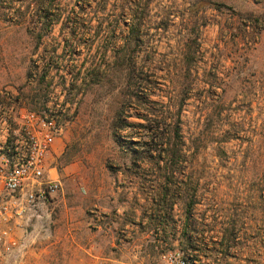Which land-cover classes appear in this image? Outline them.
<instances>
[{
	"label": "rangeland",
	"instance_id": "374dc122",
	"mask_svg": "<svg viewBox=\"0 0 264 264\" xmlns=\"http://www.w3.org/2000/svg\"><path fill=\"white\" fill-rule=\"evenodd\" d=\"M0 101L71 116L3 264H264V0H0Z\"/></svg>",
	"mask_w": 264,
	"mask_h": 264
},
{
	"label": "built area",
	"instance_id": "2783aa9c",
	"mask_svg": "<svg viewBox=\"0 0 264 264\" xmlns=\"http://www.w3.org/2000/svg\"><path fill=\"white\" fill-rule=\"evenodd\" d=\"M64 112H22V108L0 101V264L19 248L20 232L40 215L47 198L59 187L50 157L71 117ZM218 230L222 233L219 239L214 238L218 241L217 256L194 243L177 244L162 252L161 264H227L225 229ZM242 240L240 234L234 236L235 243Z\"/></svg>",
	"mask_w": 264,
	"mask_h": 264
},
{
	"label": "trees",
	"instance_id": "16d2710c",
	"mask_svg": "<svg viewBox=\"0 0 264 264\" xmlns=\"http://www.w3.org/2000/svg\"><path fill=\"white\" fill-rule=\"evenodd\" d=\"M35 1V0H34ZM39 1V0H38ZM50 23V22H49ZM175 137L176 138H178V139H181V134H180V128H179V126H177L176 128H175ZM174 144H177V142L176 143H174ZM173 148L172 149H170L169 150V153H170V156H171V160H173V159H175L176 160V158L179 156L178 155V150L176 149V147H177V145H173L172 146ZM174 160V161H175Z\"/></svg>",
	"mask_w": 264,
	"mask_h": 264
}]
</instances>
